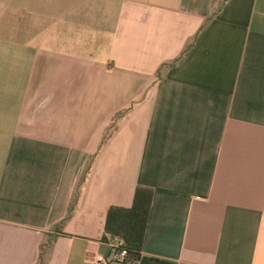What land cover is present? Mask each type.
<instances>
[{
  "label": "crops",
  "instance_id": "obj_1",
  "mask_svg": "<svg viewBox=\"0 0 264 264\" xmlns=\"http://www.w3.org/2000/svg\"><path fill=\"white\" fill-rule=\"evenodd\" d=\"M137 186L138 264H264V0H0V264H98Z\"/></svg>",
  "mask_w": 264,
  "mask_h": 264
},
{
  "label": "trees",
  "instance_id": "obj_2",
  "mask_svg": "<svg viewBox=\"0 0 264 264\" xmlns=\"http://www.w3.org/2000/svg\"><path fill=\"white\" fill-rule=\"evenodd\" d=\"M190 47L191 45L189 48ZM176 62L177 60L171 63L170 66H173ZM159 72L158 74H160ZM128 111L129 110L121 111L113 117L112 122L106 128L104 135L101 138L99 149L117 131L119 120L123 118ZM84 177L85 176H83L81 182L84 180ZM153 194V189L137 186L131 207H110L107 212L102 240L107 243L115 238L123 241V248L126 250L127 256L122 264H138L139 262ZM76 198L77 197L75 196L69 209L67 219L73 214ZM44 252L45 250L41 248V255L38 264H44Z\"/></svg>",
  "mask_w": 264,
  "mask_h": 264
},
{
  "label": "built area",
  "instance_id": "obj_3",
  "mask_svg": "<svg viewBox=\"0 0 264 264\" xmlns=\"http://www.w3.org/2000/svg\"><path fill=\"white\" fill-rule=\"evenodd\" d=\"M124 244L118 238L108 242L109 253L106 257H97L98 264H122L124 263L127 253L123 248Z\"/></svg>",
  "mask_w": 264,
  "mask_h": 264
}]
</instances>
